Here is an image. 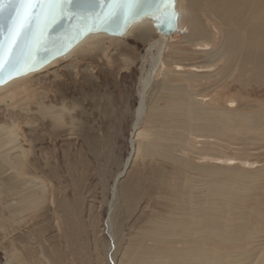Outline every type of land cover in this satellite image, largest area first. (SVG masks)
<instances>
[{
  "label": "rangeland",
  "instance_id": "rangeland-1",
  "mask_svg": "<svg viewBox=\"0 0 264 264\" xmlns=\"http://www.w3.org/2000/svg\"><path fill=\"white\" fill-rule=\"evenodd\" d=\"M205 21L209 44L190 42L188 28H180L152 81L188 83L200 113L184 105L155 115L146 107L139 129L147 140L130 142L148 66L147 42L132 34L76 51L0 91V121L16 120L27 147L31 140L46 184L42 204L26 210L17 203L19 187L0 176V264H264V80L243 85L236 71L217 81L222 62L209 55L223 30ZM154 92L151 86L148 104ZM64 98L83 105L74 134L37 112L40 99ZM168 130L178 138L156 136ZM152 134L182 162L136 152L138 142L153 143ZM208 166L217 172L201 169ZM195 210L217 230H201L193 261L189 243L166 242L159 225Z\"/></svg>",
  "mask_w": 264,
  "mask_h": 264
},
{
  "label": "bare ground",
  "instance_id": "bare-ground-1",
  "mask_svg": "<svg viewBox=\"0 0 264 264\" xmlns=\"http://www.w3.org/2000/svg\"><path fill=\"white\" fill-rule=\"evenodd\" d=\"M175 9L178 11L179 16L175 32L182 27L188 28V39L190 42L203 41L209 44L212 34L205 21L206 17L217 22L222 27L223 36L221 43L209 55L213 61L222 62L223 67L218 72L217 81L224 80L231 75L229 73L235 75L236 71L243 85L251 80H264V0H183V2L182 0H176ZM154 32H156L157 36L151 38L150 35ZM128 34H132L139 40L147 42L148 53V66L144 70L142 69L143 71L139 77V101L134 114L130 140L133 144L134 138L144 139L146 137L145 140H147V135H149V133L139 129V123L146 107L151 111H155V115L161 111L169 112L168 108L172 110L184 105L187 106L186 111L192 116L198 115L200 110L194 105L195 100L189 90L188 83L168 79L161 80L159 83H152L154 76L159 72L160 67L164 65L163 53L167 48L166 41L172 34L166 36L158 33L153 20L148 17L130 24L122 36ZM122 36H112L100 32L88 34L65 55L52 60L44 67L57 60L67 58L76 51L88 52V50L97 48L104 39H117ZM123 58L126 64L130 60L128 57ZM31 73L33 72L12 78L1 84L0 91L12 85H17L21 79L25 78V76L28 77ZM151 86L155 89V95L148 104L146 102V94ZM160 100L165 101L167 106L159 108L161 107L158 104ZM41 103L46 102L43 99L37 102V112L38 105ZM19 130L18 123L14 119L0 121V176L6 175L3 182L4 185L7 183L8 187H19V190L16 191L19 195L17 203L21 205V208L30 210L42 204L45 198L46 184L41 176L38 163L33 161V155H31L29 149L31 140H28L29 147H27L25 144L27 139H21ZM60 132L62 131L60 130ZM156 133L157 135H155L160 139L178 138L169 130ZM152 135L150 138L153 143L146 141L141 144L138 142V147L135 149L136 152H139L140 155L158 156L171 161L182 162V159L175 156L168 146L156 143L153 139L154 135ZM201 169L209 172V174L217 172L211 166L201 167ZM184 203L187 204L188 201L184 200ZM203 215H199L197 210H195L185 218L165 221L159 225V229H161L159 233L168 238L166 242L176 243L183 241L189 243L188 255L190 258H194V261L197 257L198 240L202 234L201 230L204 228L210 233L217 230L212 225L210 226L206 219L204 220ZM235 233H231V237ZM231 237L230 235H224L221 238L225 242H229L232 239Z\"/></svg>",
  "mask_w": 264,
  "mask_h": 264
},
{
  "label": "snow or ice",
  "instance_id": "snow-or-ice-1",
  "mask_svg": "<svg viewBox=\"0 0 264 264\" xmlns=\"http://www.w3.org/2000/svg\"><path fill=\"white\" fill-rule=\"evenodd\" d=\"M176 0H0V15L8 14L0 30V83L5 78L33 71L46 61L41 53L63 54L71 42L61 44L53 29L67 22L82 38L93 31L127 27L145 17L175 30ZM75 9V10H74ZM170 34V33H165ZM5 74L7 76L5 77Z\"/></svg>",
  "mask_w": 264,
  "mask_h": 264
},
{
  "label": "clouds",
  "instance_id": "clouds-1",
  "mask_svg": "<svg viewBox=\"0 0 264 264\" xmlns=\"http://www.w3.org/2000/svg\"><path fill=\"white\" fill-rule=\"evenodd\" d=\"M83 105L68 98L59 103H41L38 105V114L43 120L50 121L56 130H68L74 134L83 125L78 113Z\"/></svg>",
  "mask_w": 264,
  "mask_h": 264
},
{
  "label": "water",
  "instance_id": "water-1",
  "mask_svg": "<svg viewBox=\"0 0 264 264\" xmlns=\"http://www.w3.org/2000/svg\"><path fill=\"white\" fill-rule=\"evenodd\" d=\"M175 11L178 14V11L176 9H175ZM177 21H178V19L176 20V23H175V30H171V29H169L167 27V25L162 24L161 27H160V30L158 31L157 30V27H156V22L154 20H153V24L156 27V30H157L158 33L168 36V35L173 34L177 30ZM7 24H8V14L5 13L3 15H0V30H5L7 28ZM126 30L124 31V33L126 32ZM52 31H53V37H58L59 42L61 44H65V43L71 42V47L68 48L67 51H65L63 54H56V55H54L53 58H50V56H52V54H50V53H46V52L45 53H41V56L46 61V63H43L37 69H35L33 71H28L25 74L30 73V72H34L36 70H39L40 68H42L45 65H47L48 63H50L52 60H54V59H56V58H58L60 56L65 55L77 43H79L85 36L88 35V34L87 35H84L82 38H74V37L77 36V34L75 33V31L73 30V28L67 22H62L61 25H59L56 29L54 28ZM99 32L100 33H105V34H108V35H112V36H122V35L117 34L118 33V29H115L114 27L113 28H109L108 30L93 31L91 33H99ZM91 33H89V34H91ZM165 33H170V34H165ZM22 75H24V74H22ZM22 75L13 76L12 78H15V77H18V76H22ZM6 76H7V74H5V77ZM12 78H10V79L5 78L4 82L3 83H0V85L1 84H4L5 82H7L9 80H11Z\"/></svg>",
  "mask_w": 264,
  "mask_h": 264
}]
</instances>
